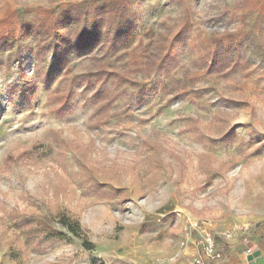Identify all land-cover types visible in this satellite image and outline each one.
<instances>
[{
    "label": "rangeland",
    "instance_id": "374dc122",
    "mask_svg": "<svg viewBox=\"0 0 264 264\" xmlns=\"http://www.w3.org/2000/svg\"><path fill=\"white\" fill-rule=\"evenodd\" d=\"M188 218L264 236V0H0V264H175Z\"/></svg>",
    "mask_w": 264,
    "mask_h": 264
},
{
    "label": "crops",
    "instance_id": "0c3cea01",
    "mask_svg": "<svg viewBox=\"0 0 264 264\" xmlns=\"http://www.w3.org/2000/svg\"><path fill=\"white\" fill-rule=\"evenodd\" d=\"M228 241L229 244H226L224 248L218 246L219 249H223V258L217 261H209L206 264H249V261L252 264L260 255H262L261 261L264 259V236H257L253 240L249 239V245L256 249L255 254L250 258L245 256V250L249 246L246 244V239L241 241L238 236H235ZM192 252L188 255V250L185 251L180 262L175 264H197L195 260L199 256V251Z\"/></svg>",
    "mask_w": 264,
    "mask_h": 264
},
{
    "label": "built area",
    "instance_id": "2783aa9c",
    "mask_svg": "<svg viewBox=\"0 0 264 264\" xmlns=\"http://www.w3.org/2000/svg\"><path fill=\"white\" fill-rule=\"evenodd\" d=\"M187 225L192 229L200 231L202 234V238L199 240L198 244L200 247L199 256L196 257L197 264H206L209 261H217L223 258V251L219 249L217 245L216 238L211 230L203 224L202 221L188 218ZM249 239H246V244L249 245ZM256 252L254 246L249 245L245 250V256L250 258ZM262 255L259 256L258 264H264V259L261 261ZM249 264L251 262L249 261Z\"/></svg>",
    "mask_w": 264,
    "mask_h": 264
},
{
    "label": "trees",
    "instance_id": "16d2710c",
    "mask_svg": "<svg viewBox=\"0 0 264 264\" xmlns=\"http://www.w3.org/2000/svg\"><path fill=\"white\" fill-rule=\"evenodd\" d=\"M87 34H88L87 30H83L82 33L79 36L76 37V48L79 49L80 52H82V50L85 51V52L89 50L91 41L88 40ZM93 35H95V34L93 33ZM97 40L98 39L96 38L93 41H97ZM65 106H66V104H64V107ZM60 223L63 226H65L66 228H68L69 230H71L72 232L76 233L77 230L74 228V226H71V225H73L76 222L71 224L69 222V220L65 216H62L60 218ZM76 225H77V227H79L78 224H76ZM13 257H15V255Z\"/></svg>",
    "mask_w": 264,
    "mask_h": 264
},
{
    "label": "water",
    "instance_id": "95a60500",
    "mask_svg": "<svg viewBox=\"0 0 264 264\" xmlns=\"http://www.w3.org/2000/svg\"><path fill=\"white\" fill-rule=\"evenodd\" d=\"M258 262H259V258H257L256 260H254V261L252 262V264H258Z\"/></svg>",
    "mask_w": 264,
    "mask_h": 264
}]
</instances>
